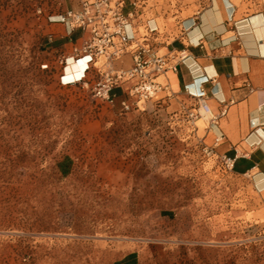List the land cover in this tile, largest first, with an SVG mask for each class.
Listing matches in <instances>:
<instances>
[{
  "label": "rangeland",
  "instance_id": "rangeland-1",
  "mask_svg": "<svg viewBox=\"0 0 264 264\" xmlns=\"http://www.w3.org/2000/svg\"><path fill=\"white\" fill-rule=\"evenodd\" d=\"M70 6L69 0H0V264L111 263L148 244L116 239L128 215L143 214L145 199L153 210L151 239L177 241L170 243L173 256L146 263L264 264V225L239 223V203L217 161L186 162L150 194H114L108 178L94 177L97 137H127L128 130L106 114L111 104L61 82L64 51H52L49 25L61 23L50 17ZM65 158L90 173L79 200L105 205L80 229L71 226L65 187L53 176ZM127 228L129 236L143 233ZM188 251L196 253L185 257Z\"/></svg>",
  "mask_w": 264,
  "mask_h": 264
},
{
  "label": "crops",
  "instance_id": "crops-1",
  "mask_svg": "<svg viewBox=\"0 0 264 264\" xmlns=\"http://www.w3.org/2000/svg\"><path fill=\"white\" fill-rule=\"evenodd\" d=\"M69 1L71 6L59 15L79 9L83 0ZM136 1L138 7L133 5ZM131 11L136 17L126 28L128 35L142 41L157 29L154 43L160 54L174 50L182 57L176 70L158 77L165 88L140 106L129 94L132 82L112 91L114 103L106 114L124 125L128 135L97 137L94 177L108 178L114 194H150L161 177L170 172L175 176L186 162L209 157L225 168L223 179H228L239 203L235 208L239 223L264 225V0H127L125 13ZM49 27L55 28L52 51L63 48L64 55H70L73 45L82 40L81 30L71 32L64 23ZM132 65L131 51L113 63L118 69ZM202 100L218 116L216 122L201 117ZM225 157L233 161L231 169L226 168ZM71 161L65 158L57 163L53 176L65 187L71 226L80 229L94 218L93 209L98 213L105 205L96 202L91 207L79 200L90 173L75 170ZM143 205V214L127 216L116 239L148 244L108 264H148L144 258L173 256L170 243L177 241L151 239L152 205L146 199ZM132 225L142 227L143 233L139 229L127 235ZM199 242L191 241L192 249Z\"/></svg>",
  "mask_w": 264,
  "mask_h": 264
},
{
  "label": "built area",
  "instance_id": "built-area-1",
  "mask_svg": "<svg viewBox=\"0 0 264 264\" xmlns=\"http://www.w3.org/2000/svg\"><path fill=\"white\" fill-rule=\"evenodd\" d=\"M127 0H83L79 9H68L64 14L51 16V22L66 24L71 32L81 30L82 40L73 45L72 53L59 58L62 67L61 82L67 86H81L88 89L93 98L109 104L114 103L112 91L125 82H132L129 89L131 97L136 98L138 106L158 95L165 85L158 80L169 69H177L180 56L172 50L160 54L156 49L153 29L144 40H135L126 32L127 26L135 19V11L125 13ZM137 1L133 3L138 7ZM49 36L52 38L54 32ZM133 52V65L127 69L113 66L116 60L127 52ZM84 62L79 76L66 80L71 61ZM125 108H129L124 103ZM201 117L216 122L211 107L205 100L201 102ZM225 113V110L222 114ZM210 152V151H209ZM225 159V166L232 168L233 161Z\"/></svg>",
  "mask_w": 264,
  "mask_h": 264
},
{
  "label": "bare ground",
  "instance_id": "bare-ground-1",
  "mask_svg": "<svg viewBox=\"0 0 264 264\" xmlns=\"http://www.w3.org/2000/svg\"><path fill=\"white\" fill-rule=\"evenodd\" d=\"M84 68V62H77L76 60L71 61L70 66L67 69V75L65 77H76L79 76L82 69Z\"/></svg>",
  "mask_w": 264,
  "mask_h": 264
}]
</instances>
